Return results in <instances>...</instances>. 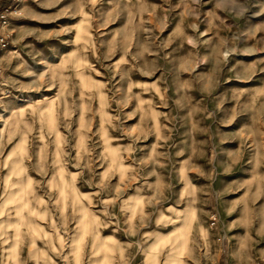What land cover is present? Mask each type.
<instances>
[{
    "label": "rangeland",
    "instance_id": "rangeland-1",
    "mask_svg": "<svg viewBox=\"0 0 264 264\" xmlns=\"http://www.w3.org/2000/svg\"><path fill=\"white\" fill-rule=\"evenodd\" d=\"M0 264H264V0H2Z\"/></svg>",
    "mask_w": 264,
    "mask_h": 264
},
{
    "label": "built area",
    "instance_id": "built-area-1",
    "mask_svg": "<svg viewBox=\"0 0 264 264\" xmlns=\"http://www.w3.org/2000/svg\"><path fill=\"white\" fill-rule=\"evenodd\" d=\"M2 0H0L1 2ZM15 13L11 5H0V50L9 46L11 39L7 27L10 22V16ZM213 264H227L224 261H217Z\"/></svg>",
    "mask_w": 264,
    "mask_h": 264
}]
</instances>
